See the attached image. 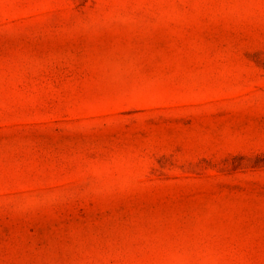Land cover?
<instances>
[{
    "label": "rangeland",
    "instance_id": "374dc122",
    "mask_svg": "<svg viewBox=\"0 0 264 264\" xmlns=\"http://www.w3.org/2000/svg\"><path fill=\"white\" fill-rule=\"evenodd\" d=\"M0 264H264V0H0Z\"/></svg>",
    "mask_w": 264,
    "mask_h": 264
}]
</instances>
